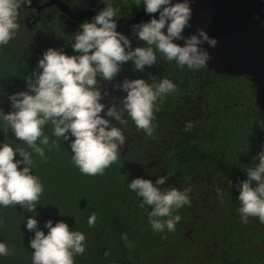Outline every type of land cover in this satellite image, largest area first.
I'll return each mask as SVG.
<instances>
[{
	"label": "trees",
	"instance_id": "trees-1",
	"mask_svg": "<svg viewBox=\"0 0 264 264\" xmlns=\"http://www.w3.org/2000/svg\"><path fill=\"white\" fill-rule=\"evenodd\" d=\"M94 3L98 11L112 7L117 21L144 6L142 0ZM91 20L84 17L68 28L54 18L28 28L19 19L15 37L0 46V110H12L8 97L27 90L24 78L33 70L42 71L37 64L49 47L77 55L71 46L72 36L82 30L81 23ZM125 35L133 48L147 47L132 32ZM156 55L157 63L144 72L129 61L114 81L101 83L102 91L109 93L101 100L106 108L109 101L119 106V99L127 95L114 87L125 78H143L150 84L167 78L176 84V92L168 94L155 113L153 123L158 127L154 138L137 129L127 114L126 126L105 116L121 128L127 142L119 160L104 175L87 176L72 162L70 143L74 137L61 139L58 146L52 144L58 138L53 135L54 126L46 124L50 150L41 145L45 158L32 153V171L44 191L36 213L26 212L20 205L0 206V242L14 250L9 256H0V264H32L34 249L29 242L35 233L26 227L30 216H35L45 235L48 220L54 225L64 221L71 230L85 234L86 250L75 257V264H264V223L258 217L241 223L238 200V185L247 179L246 169L257 165L255 157L264 151V113L256 102L253 83L243 74L207 67L181 68L159 52ZM187 122L194 125L190 131H185ZM3 127L0 120V146L19 144L32 152L11 129L4 132ZM15 159H20L19 153ZM160 176L167 177L164 185H158L162 191L189 190L191 204L173 213L181 220L172 232L153 231L147 215L150 209L141 208L142 198L128 187L135 178L155 184ZM255 184L253 181V187ZM93 213L97 221L90 227L88 219ZM125 233L127 242L121 239Z\"/></svg>",
	"mask_w": 264,
	"mask_h": 264
},
{
	"label": "clouds",
	"instance_id": "clouds-1",
	"mask_svg": "<svg viewBox=\"0 0 264 264\" xmlns=\"http://www.w3.org/2000/svg\"><path fill=\"white\" fill-rule=\"evenodd\" d=\"M31 3L32 0H0V46L7 45L15 37L20 27V10ZM142 3L146 13H159L158 19L153 16L148 22L132 26V34L147 47L133 48L129 36L117 31L115 10L104 7L91 21L81 23L82 30L73 34L71 46L77 55L49 47L37 64L42 71L33 70L24 78L27 90L8 97L12 110L7 113L0 110L3 131L11 129L15 138L32 152L19 144L0 146V206L20 205L26 212L36 213L44 187L33 174L32 153L45 158L41 145L49 146L50 150V138L44 132L48 123L54 126L53 135L58 138L52 144L58 146L61 139L68 141L74 137L70 143L72 162L87 176L104 175L105 170L119 160L127 142L121 128L105 116L126 126L127 114L137 129L154 138V130L158 127L153 123L155 113L160 110L163 99L176 92L177 86L167 78L151 84L143 78H125L114 87L127 95L119 99V106L109 101L106 108L101 100L109 93L106 89L102 91L101 83L114 81L123 64L131 61L136 70L144 72L146 67L157 63L156 53L159 52L167 61H176L181 68L187 66L197 70L208 66L211 54L204 45L214 48L218 41L204 28L185 35V30L191 28L193 15L190 0H176L175 3L172 0H142ZM102 112L105 115H101ZM193 126L187 122L185 131ZM17 153L20 159H15ZM257 158L259 163L246 169L247 179L238 185L243 224H247L250 217H258L264 223V151L258 153ZM21 164L24 166L18 167ZM166 180V176H160L154 184L149 179L135 178L128 185L142 198L140 207L150 209L147 215L151 227L160 233L166 229L175 231L181 216L173 213L191 204L188 189L162 191L158 185H164ZM253 181L256 182L254 187ZM96 221L93 213L88 225L92 227ZM26 227L35 233L29 242L34 249L32 264H75V257L86 250L85 234L71 230L64 221L55 225L52 220L46 221L47 235L38 228L35 216L27 218ZM121 239L127 242V234ZM13 251L0 242V256H9Z\"/></svg>",
	"mask_w": 264,
	"mask_h": 264
},
{
	"label": "water",
	"instance_id": "water-1",
	"mask_svg": "<svg viewBox=\"0 0 264 264\" xmlns=\"http://www.w3.org/2000/svg\"><path fill=\"white\" fill-rule=\"evenodd\" d=\"M59 2L60 9L72 18L88 16L93 19L97 14L91 8L75 13ZM190 3L191 28L185 30V35L204 28L218 41L214 48L204 45L211 54L206 67L220 73L248 76L255 88L256 102L264 113V0H190ZM153 16L158 19L159 13L148 14L142 6L117 21V31L130 33L133 25L150 21ZM177 43L183 44V41Z\"/></svg>",
	"mask_w": 264,
	"mask_h": 264
},
{
	"label": "flooded vegetation",
	"instance_id": "flooded-vegetation-1",
	"mask_svg": "<svg viewBox=\"0 0 264 264\" xmlns=\"http://www.w3.org/2000/svg\"><path fill=\"white\" fill-rule=\"evenodd\" d=\"M59 1L66 4L69 10L75 13L86 8H91L97 13L99 12L96 9L94 0H87L86 4H83L82 0H35L34 2L32 0V6L20 10L19 19L28 28L37 27L39 22L44 23L46 20L52 22L51 20L54 18L61 21L65 27L73 28L76 22L84 17H88L72 18L68 13L60 9L58 6Z\"/></svg>",
	"mask_w": 264,
	"mask_h": 264
}]
</instances>
